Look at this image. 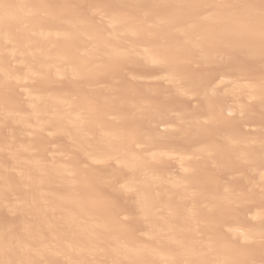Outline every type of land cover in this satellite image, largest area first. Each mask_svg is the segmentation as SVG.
Returning a JSON list of instances; mask_svg holds the SVG:
<instances>
[{"label":"bare ground","instance_id":"bare-ground-1","mask_svg":"<svg viewBox=\"0 0 264 264\" xmlns=\"http://www.w3.org/2000/svg\"><path fill=\"white\" fill-rule=\"evenodd\" d=\"M0 264H264V0H0Z\"/></svg>","mask_w":264,"mask_h":264}]
</instances>
